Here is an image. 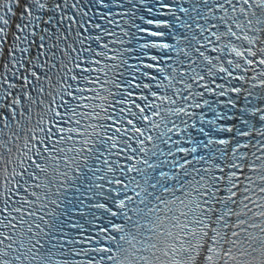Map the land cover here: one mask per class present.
<instances>
[{
	"label": "snow or ice",
	"instance_id": "1",
	"mask_svg": "<svg viewBox=\"0 0 264 264\" xmlns=\"http://www.w3.org/2000/svg\"><path fill=\"white\" fill-rule=\"evenodd\" d=\"M0 264H264V0H0Z\"/></svg>",
	"mask_w": 264,
	"mask_h": 264
}]
</instances>
